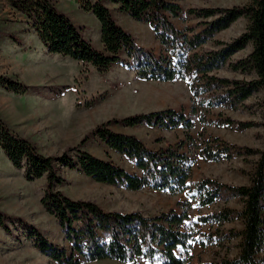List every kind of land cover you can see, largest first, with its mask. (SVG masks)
Here are the masks:
<instances>
[{
    "label": "rangeland",
    "instance_id": "1",
    "mask_svg": "<svg viewBox=\"0 0 264 264\" xmlns=\"http://www.w3.org/2000/svg\"><path fill=\"white\" fill-rule=\"evenodd\" d=\"M252 0H181L183 12L171 22L178 31L192 28L201 33V23L212 19L196 18L199 9L243 7ZM58 9L81 28L92 47L104 52L101 24L92 13L82 10L73 0H57ZM117 23L144 50L156 57L168 56L152 28L109 5ZM249 21L240 18L215 40L192 52L203 55L217 50L214 41L230 43L244 34ZM192 34H189L191 37ZM253 50L236 54V62ZM210 75L236 80L248 79L229 70ZM0 77L28 86L25 93H15L0 85V118L18 135L28 139L45 157L89 153L98 160L111 162L130 174L141 175L125 156L111 148L101 137L92 135L104 124L110 132L135 137L151 152L175 153L194 158L187 190L172 195L148 186L137 191L118 184H106L80 171L55 163L60 191L73 201L96 204L107 213H137L147 219L187 212L181 228L192 234L188 250H177L186 264H222L237 261L241 253V232L246 227L245 199L237 196L240 187H250L264 151V118L261 106L264 95L258 93L237 109L203 106L182 80L171 82L143 81L134 70L114 65L108 72H99L70 58L51 54L39 39L31 21L18 12L8 0H0ZM250 80V78L248 79ZM206 99V98H204ZM173 110L190 121L192 127H163L148 123L128 126L124 120L133 116ZM229 120L232 122L230 123ZM85 144H82L83 140ZM227 149V151H226ZM221 153L219 161L203 156ZM208 182L217 190L212 204L201 206L194 198L195 189ZM48 189V176L34 181L25 171L16 169L0 148V214L8 217L0 224V264H60L51 254L41 250L40 239L50 248L71 253L70 231L60 225L42 199ZM188 206V208H187ZM229 221L203 223L201 218H224ZM244 216V217H243ZM77 229L75 226L73 227ZM218 240L211 242L210 238ZM197 241V242H195ZM198 241H204L205 245ZM213 243V244H212ZM260 258H264L262 253ZM83 264H152L138 259L133 263L112 260ZM160 264V263H156ZM264 264V263H263Z\"/></svg>",
    "mask_w": 264,
    "mask_h": 264
},
{
    "label": "trees",
    "instance_id": "2",
    "mask_svg": "<svg viewBox=\"0 0 264 264\" xmlns=\"http://www.w3.org/2000/svg\"><path fill=\"white\" fill-rule=\"evenodd\" d=\"M8 1L31 21L39 39L51 54L92 66L99 72H108L114 65H122L134 70L136 77L143 81L182 80L188 84L194 97L199 100L206 98L200 101L203 106L210 108L223 106L237 109L256 94L264 95V0H252L243 7L199 9L193 12L196 18L212 19L211 22L201 23L200 26H204L201 33L192 28L178 31L171 22L172 18H179L183 12L181 0H73L82 10L92 12L100 21L104 52L92 47L83 37L81 28L58 9L57 0ZM109 5L115 6L119 13L149 25L169 55L156 57L141 48L132 34L117 23ZM240 18L249 21L244 34L230 43L216 40L213 44L217 50L200 56L192 55L195 50L215 40L218 34L230 29ZM249 45H252L253 50L248 56L232 61L236 54L246 50ZM222 70L240 73L250 80L210 75ZM0 85L15 93H25L29 89L23 83L6 77H0ZM260 108L264 118V101ZM144 122L163 127H192L186 117L173 110L124 120L128 126ZM92 135L101 137L107 145L135 163L142 174H130L114 163L98 160L84 152L75 160L67 154L59 158L45 157L32 142L18 135L0 118L1 150L16 169L25 171L27 180L48 176V189L42 203L60 225L70 231L73 243L71 253L57 248L52 250L48 243L40 239L41 250L51 254L60 264L105 260L133 263L141 258L152 264H186L177 256L178 249L188 250L193 242V235L184 234L181 230L188 219L186 211L152 220L137 213H107L94 203L73 201L60 191H54L62 183L57 177L55 163L85 173L101 183L118 184L137 191L148 186L176 195L187 190L194 158L172 150L151 152L135 137L110 132L107 124L97 127ZM203 157L216 162L221 159V153L214 155L210 152ZM208 184H200L195 189L194 198H204L201 199V206L212 204L218 196V191L210 190ZM236 194L246 202V210L242 213L245 215L246 227L240 235L241 253L237 261L222 264H263L264 258L259 256L264 253V151L252 185L237 188ZM5 219L8 217L0 214V224L3 225ZM201 220L205 224L211 221L222 223L229 221V216ZM212 238L211 242L218 241ZM198 242L205 245L204 241Z\"/></svg>",
    "mask_w": 264,
    "mask_h": 264
},
{
    "label": "crops",
    "instance_id": "3",
    "mask_svg": "<svg viewBox=\"0 0 264 264\" xmlns=\"http://www.w3.org/2000/svg\"><path fill=\"white\" fill-rule=\"evenodd\" d=\"M122 14V13H121ZM126 15V14H125Z\"/></svg>",
    "mask_w": 264,
    "mask_h": 264
}]
</instances>
